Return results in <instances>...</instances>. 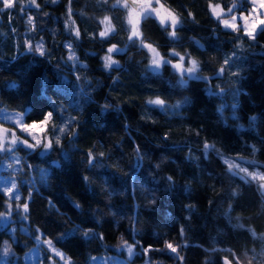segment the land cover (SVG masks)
<instances>
[{"label": "trees", "instance_id": "trees-1", "mask_svg": "<svg viewBox=\"0 0 264 264\" xmlns=\"http://www.w3.org/2000/svg\"><path fill=\"white\" fill-rule=\"evenodd\" d=\"M115 1L71 0L73 14L70 18L81 31L74 48L87 65V71L72 70L74 65L65 66L60 59L67 51L62 45L66 39L69 0L55 4L48 0H35V4L32 0H14L15 8L0 12V100L3 106L18 110L31 107L35 111L30 119L36 120L49 110L48 98L66 106L63 116L54 114L55 126L64 128V133H52L53 154L27 157L33 167L24 171L29 178L37 180L39 188L37 194L25 184L21 191L20 202L29 203L28 219L21 221L13 215L11 228L8 224L2 226L0 220V240L11 243L14 235L22 242L12 244L15 256L5 263L0 260V264H12L14 260L17 264H29L24 261L25 253L36 247L28 230L30 227L40 230L37 235L41 239L45 238L41 235L45 232L48 238H54L65 231V224L68 228L74 227L73 222L82 223L83 230L91 229L102 237L90 240L81 237L74 242L54 245L78 264H88L89 255L117 253L115 248L122 244V237L133 243L130 228L139 232L135 236L138 247L152 245L164 249L165 242L180 244L178 252L184 257L183 264H205L206 261L223 264V258L229 253L221 249H232L241 259H245L244 253L256 256L259 264L264 251V241L260 239V234H264V195L257 191L256 182L249 186L238 177L225 175L221 159L211 152L205 158L203 145L215 143L217 149L229 156L264 162V52L257 46L246 53V59L238 58L241 68L233 66V70L242 74L234 78L237 81L234 85L224 79L212 81L214 85L228 88L223 96L207 95L203 82L193 81L182 88L177 83L178 76L168 67L160 77L150 74L145 77L148 60L145 53L136 48L128 55H114L126 70L114 71L109 76L102 70L101 58L111 44L122 47L127 42L130 27L127 10L122 6L114 7ZM164 2L182 19L188 18L186 30L178 33L183 39L169 44L151 19L141 22L144 38L156 44L162 54L172 48L180 54L191 53L198 61L206 63L204 74L211 76L220 67L224 54L231 52L234 36L210 15L209 0ZM213 2L223 3V0ZM29 17L33 18L34 29L27 23ZM105 17H109L114 30H119L111 43H102L92 35L105 28L107 22L102 23ZM190 37L200 41L206 51L198 50ZM29 38H42L53 53L51 60L22 50L21 42ZM258 39L264 44V35ZM247 46L245 41V48ZM57 62L61 65L59 70L53 67ZM77 75L80 80L76 79ZM85 76L94 86L97 81L102 82L90 96L80 93L79 85L86 83ZM117 76L121 83L113 85ZM42 81L46 96L41 95ZM156 96L173 105L181 101L182 106L169 108L167 112L147 108L145 101ZM233 103L238 107L233 108ZM104 104L112 107L102 111L100 105ZM117 104L122 105V111L116 110ZM220 105H224L222 114L217 111ZM148 112L155 123L147 118ZM68 116L75 122L66 119ZM252 116L257 117L255 122L251 121ZM57 135H60L59 147L55 144ZM134 144L139 145L144 157L142 162L136 159ZM251 145L259 149L254 154ZM89 151L95 157L91 168ZM189 152L196 160L185 159ZM163 157L166 159L162 162ZM7 163H10L8 159L0 161V188L5 187L7 180L4 176L8 172L2 170ZM101 163L104 167L98 168ZM156 164L160 165L159 170L154 167ZM43 170L48 171V184L39 182ZM12 174L19 184L21 174ZM169 175L175 181L172 188L165 179ZM85 176L91 182V192L84 183ZM232 190L239 193L236 198L230 197ZM29 192L31 198H28ZM73 199L83 206L82 214L72 209L70 201ZM49 200L67 215L49 211ZM6 202L7 197L0 195V212L6 211ZM189 205H194L196 210L187 211ZM229 205L232 206L230 219L224 215ZM12 211L14 213L15 209ZM94 216L99 218L100 224L93 222ZM240 224L244 227H238ZM249 228L257 235L253 236ZM185 243L187 247L183 246ZM152 255L159 264H181L174 258L175 254L159 251ZM138 259L139 256H134L131 260L135 264Z\"/></svg>", "mask_w": 264, "mask_h": 264}, {"label": "snow or ice", "instance_id": "snow-or-ice-1", "mask_svg": "<svg viewBox=\"0 0 264 264\" xmlns=\"http://www.w3.org/2000/svg\"><path fill=\"white\" fill-rule=\"evenodd\" d=\"M59 0H48V3L55 4ZM35 4V0H32ZM0 12L7 10L9 7L15 8L16 5L14 0H0ZM71 0H69V6L67 9L68 16H72ZM39 7L38 5H36ZM122 6L123 9L127 10V24L130 26L127 30L129 35L127 37V42L122 46L117 44H111L110 47L106 49V55L102 59V70L107 72L111 76L114 71H124L126 70L119 61L115 60L114 55H128L132 48H136L137 51H143L145 53V58L148 60V65L145 70V77L149 74L154 77H160L163 74V69L165 67L170 68L174 74L178 76L177 83L182 87L186 88L191 82H203L206 88V94L209 96H216L217 94L223 96L228 88L224 89L218 88L217 85L212 83L213 80L224 79L229 85H234L237 83L235 77L240 76L241 71H234L233 66L237 69L241 68L238 63V58L246 59V53L255 47L264 52V44L260 43L258 37L264 35V0H223V3H214L213 0H209L208 8L210 9V15L213 16L217 22L223 25L224 29L230 30L231 35L234 36L233 48L230 53H225L222 58V63L220 67L213 71L211 76L204 74V69L206 67L205 62L198 61L191 53L180 54L174 48L170 49L169 52L162 54L159 47L151 42H148L144 38V34L141 31V22H147L148 20H153L159 27V29L164 34V37L169 44L179 43L183 39L178 33L180 31H185V25L187 23V17L181 18V16L174 11L170 6H168L164 0H116V5L114 7ZM47 15V13H45ZM192 14L189 13V16ZM109 17H105L103 22H107ZM193 23L195 20L193 18ZM27 23L35 28L33 23V18L29 17ZM32 29H29L31 31ZM15 31V29H12ZM66 31H68L69 36L74 41H79L81 37V31L78 27L73 28L66 22ZM87 35V33H85ZM93 37H98L102 43H111V39L119 35V30H114L112 26L106 25L105 28L98 33L92 34ZM190 41L199 49H205V46L196 40L195 37H190ZM245 41L248 42L247 48H245ZM67 51L66 55L62 56L60 59L63 60L65 66H75V69L87 71V65L83 63L79 56L76 55V50L71 42H64L62 45ZM162 47V46H161ZM22 50H26L31 53H38L41 57L51 60L53 55L52 51L46 47V42L41 38L33 43L31 38L26 39L21 42ZM92 55H98V53H93ZM131 59V57H130ZM53 67L58 70L61 69L59 62L53 65ZM58 73H60L58 71ZM77 80L80 77L77 75ZM86 83H81L79 87L81 88L80 93L82 95L90 96L93 91H96L98 86L102 85V82L97 81L96 85L88 79L87 76L83 78ZM121 83L120 78L117 76L113 80V85ZM43 87L41 95L46 96V86L44 81H42ZM15 87V85H12ZM238 94V93H237ZM187 99V98H186ZM145 105L149 109H155L163 112H167L169 108L179 109L182 106L181 101H177L174 105L169 104L167 100L161 96H156L155 98H148L145 101ZM112 105L104 104L100 105L102 111H107ZM233 108H237L238 104L233 103ZM47 108L49 110L45 111L42 118L39 120L30 119L35 109L31 107H25L22 111H10L3 106V101L0 100V161L8 159L10 163L7 165L8 168L12 169L14 172L21 174V179L19 184L11 176L5 181L9 186L0 188V195H5L7 197V204L4 205L6 208L5 212H0V220H3L11 228V224L14 222L12 220L13 215L18 220L25 221L28 219L29 214V203L25 202L22 205L19 203L21 199V191L25 184L36 190L39 194V188H37V180H33L28 177L27 173L24 171L25 168L31 169L33 166L28 163L27 157L29 155H34L39 157H48L53 154V136L52 133L59 132L64 133V128H57L55 126L54 114L64 115L66 110L65 105H57L55 100L48 98ZM117 111H122V105L117 104L115 106ZM224 105L218 106L217 111L222 114ZM147 118L155 123L151 119L150 112L147 113ZM68 120H73L71 116L66 117ZM251 121L255 122L257 117L252 116ZM73 122H75L73 120ZM11 125L6 127L5 125ZM242 127V126H241ZM127 129V125H125ZM167 139V136H164ZM55 144L57 147L60 146V135L55 137ZM136 149V159L140 162L143 161V154L139 150V145H135ZM251 150L253 154L259 149L255 145H251ZM20 152H24L25 155H19ZM214 153L222 163L225 165V175L230 178H239L241 182L251 186L253 182H256L257 191L264 195V162L257 161L256 159H245L240 156H229L219 149L216 148L215 143L209 144L204 143L203 145V155L205 158L208 157L209 153ZM103 154L101 153V156ZM165 157L162 158V162L165 161ZM188 161L196 160V157L189 152V155L185 158ZM95 157L91 155L89 151V162L88 166L91 168ZM239 161V162H237ZM245 165V166H242ZM19 166V167H17ZM98 168H103L104 164H98ZM154 167L159 170L160 165L156 164ZM249 169H254L250 171ZM48 171L43 170L39 174V182L48 184ZM84 183L88 187L89 192L92 191L91 182L88 177L85 176ZM165 179L168 181L169 188H172L175 184L172 176H166ZM111 195V192H109ZM239 193L236 190H232L230 193L231 198H236ZM32 197V193H28V198ZM47 199V198H46ZM13 202H15V212L13 213ZM71 207L74 211L83 213V206L76 200H71ZM49 211H55L60 216L67 215L65 212H61L60 208L52 200L48 201ZM232 206L229 205L228 210L224 213L230 219V212ZM186 210L190 213L195 211L194 205L186 206ZM71 220V217H69ZM93 222L100 224L98 217L94 216ZM74 227L68 228L65 224V231L56 235L54 238H48L47 233H42L45 238L41 239L37 233L40 231L38 228H29L31 231V239L35 242V251L30 250L25 253V257L31 261L33 258L40 264V261L48 260L49 264H78L77 261H73L71 256H67L63 251L59 250L54 245L56 244H67L74 242L77 239L83 237L85 240L90 239H102L101 234L97 233L91 229L87 231L83 230V224H76ZM238 227H244L240 224ZM249 231L253 236L257 235L251 228ZM130 234L133 235V243L129 244L128 241L121 238L122 245L126 247L129 261H131L134 256H143L148 253H155L162 251L165 254H175L174 258L177 261H183L184 257L179 255L178 249L181 247L180 244L174 245L171 242H165L164 249L153 248L152 245L144 247L140 245V251H134L139 241H135V236L139 234L138 230L134 228L129 229ZM181 237H183V229H181ZM260 239L264 241V234H260ZM21 241L16 240L15 236L11 237V243L8 240H0V257L8 259L14 257L15 253L12 248V244L19 245ZM187 247L185 243L183 245ZM217 249H213L216 251ZM41 251H43V256H41ZM51 252V256L49 255ZM220 251H226L229 253L228 256L223 258V264H257V257H249L247 253H244L245 259H241L232 249H221ZM231 257V258H229ZM100 258L92 257L89 255L88 264H96V261ZM111 259V258H109ZM148 264H151L149 261ZM205 264H210L206 261ZM259 264H264V251L261 252L259 257Z\"/></svg>", "mask_w": 264, "mask_h": 264}, {"label": "rangeland", "instance_id": "rangeland-1", "mask_svg": "<svg viewBox=\"0 0 264 264\" xmlns=\"http://www.w3.org/2000/svg\"><path fill=\"white\" fill-rule=\"evenodd\" d=\"M115 4H116V1H115ZM9 8H11V7H9ZM68 18L69 19L67 20V24L71 25L73 28H76L77 26L75 25L74 21L70 17H68ZM107 25L112 26L110 24L109 20L107 21ZM222 27H223V25H222ZM223 29H224V27H223ZM226 30H228V29H226ZM65 32H66V39H65L64 42H71V43H73V46H74V44L76 43V41L72 40L71 37L69 36L68 31H66V25H65ZM40 39H37V40H40ZM37 40H33V43H35ZM217 86L220 89H224L225 88V87H223L221 85H217ZM6 108L9 109L10 111H22V110H18V109H14V108H8V107H6ZM5 126L6 127H10V126H7V125H5ZM237 162H239V161H237ZM8 164L9 163H7L2 168L3 171L8 172L4 176V178L8 179L9 176H11L12 179H15L17 181V177H15L12 174L14 171L12 169H10V168L7 167ZM242 166H245V165H242ZM249 170L250 171H254V169L253 170L252 169H249ZM4 186L7 187L9 185H7L5 183ZM7 202H6V204H7ZM19 203L22 204L20 201H19ZM12 209H15V202H13V208ZM2 224H3L2 226H6V223L4 221H3ZM14 227H16V225H14ZM128 243L131 244L132 242H128ZM144 247H147V246H144ZM115 249H116V252L117 253H115V252L114 253H106L105 252L103 254L93 255V257L100 258V259H98L96 261V264H134V262L132 260L129 261L128 254H127V251H126V247L125 246H123L121 244V245H118ZM32 251H35V247L32 249ZM134 251L139 252L140 251V247L137 246L136 249H134ZM42 255H43V251H41V256ZM49 255L50 256L52 255L50 251H49ZM109 258H111V259H109ZM0 260H2L1 263H5L7 261V259H4V258L3 259H0ZM24 261H25V263L29 262V264H37V261L35 260V258H33L31 261H29L26 257H24ZM149 261L151 262V264H159L158 263L159 261L154 258V256L152 255L151 252L148 253V254H146V255L139 256V259L137 260V262H135V264H148ZM12 264H17L16 260H14ZM40 264H49V261L48 260H45V261L41 260L40 261ZM57 264H60V262L58 261ZM181 264H183L182 261H181Z\"/></svg>", "mask_w": 264, "mask_h": 264}]
</instances>
